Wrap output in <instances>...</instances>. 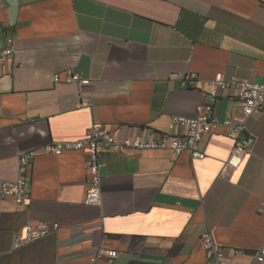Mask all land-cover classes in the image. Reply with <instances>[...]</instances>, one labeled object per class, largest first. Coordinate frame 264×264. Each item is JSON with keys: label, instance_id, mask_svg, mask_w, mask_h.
I'll return each instance as SVG.
<instances>
[{"label": "crops", "instance_id": "1", "mask_svg": "<svg viewBox=\"0 0 264 264\" xmlns=\"http://www.w3.org/2000/svg\"><path fill=\"white\" fill-rule=\"evenodd\" d=\"M10 30L0 181L17 177L22 152L81 138L96 122L121 135L168 131L172 116L197 115L219 72L264 82V0H0L1 46ZM69 66L91 84L54 82ZM190 73L197 83L186 86L179 75ZM218 91L220 124L201 141L203 159L115 147L101 158V206L84 203L85 150L39 154L30 203L0 202V264H92L102 246L119 254L93 264H210L207 230L235 264H264L252 255L264 244V108L248 120L258 136L252 152L222 175L234 147L222 122L241 101ZM42 219L58 230L12 249L14 233Z\"/></svg>", "mask_w": 264, "mask_h": 264}, {"label": "built area", "instance_id": "2", "mask_svg": "<svg viewBox=\"0 0 264 264\" xmlns=\"http://www.w3.org/2000/svg\"><path fill=\"white\" fill-rule=\"evenodd\" d=\"M16 40L13 30L7 35V44L0 45V62L15 60ZM61 72L53 73L54 82L78 83L80 86L91 84V79L77 72L72 66ZM186 86L197 83L194 73L179 75ZM214 90L206 96V102L197 106V115L193 117L174 115L171 118L168 131H157L145 126H137L133 133L121 135L113 132L106 125L94 123L86 134L78 139L56 140L22 152L19 155L18 175L13 180L0 181V202L12 199L16 204L27 206L31 200L30 184L32 181L31 165L41 153L62 154L65 150H85V163L88 170L87 192L84 203L87 205H102V173L101 158L115 147L133 148L139 150H168L175 156L189 152L194 159H203L205 153L201 150V141L220 124L214 114V104L219 98V89L229 90L237 95L241 107L235 113L228 115L222 124L227 135L234 140L233 150L222 169V175H227L231 169L238 168L246 154L252 152L257 141V135L248 129V120L252 115L264 108V82L247 78H226L223 73H217L210 80ZM82 105L90 106L86 99ZM259 212H264V200L258 206ZM59 223L50 220H39L36 224L28 222L13 235L12 249L22 248L35 240L45 237L58 230ZM202 246L210 259V264H235L226 255L225 248L216 241L210 230L200 235ZM243 253V250H239ZM119 252L115 248L99 247L91 257L92 264L98 259L112 262ZM256 261H264V244L253 254Z\"/></svg>", "mask_w": 264, "mask_h": 264}]
</instances>
